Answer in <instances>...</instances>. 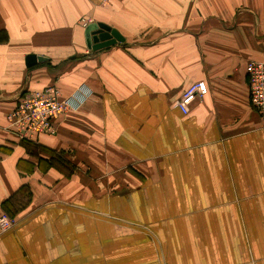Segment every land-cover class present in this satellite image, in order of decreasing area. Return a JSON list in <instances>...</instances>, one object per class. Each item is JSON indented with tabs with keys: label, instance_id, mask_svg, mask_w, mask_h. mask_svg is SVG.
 Returning <instances> with one entry per match:
<instances>
[{
	"label": "crops",
	"instance_id": "crops-1",
	"mask_svg": "<svg viewBox=\"0 0 264 264\" xmlns=\"http://www.w3.org/2000/svg\"><path fill=\"white\" fill-rule=\"evenodd\" d=\"M83 20L124 40L91 49ZM249 61L264 62V0H0V216L18 221L0 264H264ZM51 85L74 107L20 140L19 95Z\"/></svg>",
	"mask_w": 264,
	"mask_h": 264
},
{
	"label": "built area",
	"instance_id": "built-area-1",
	"mask_svg": "<svg viewBox=\"0 0 264 264\" xmlns=\"http://www.w3.org/2000/svg\"><path fill=\"white\" fill-rule=\"evenodd\" d=\"M86 26L88 21L83 20ZM250 103L260 115L264 125V62L249 61L246 66ZM208 92L204 81L193 83L177 101L185 113L189 104L197 96ZM74 97H63L56 85L41 90L24 91L19 95L14 109L9 115L13 133L22 141L37 143L43 134H56L53 119L74 107ZM17 218L7 214L0 216V234L17 224Z\"/></svg>",
	"mask_w": 264,
	"mask_h": 264
},
{
	"label": "water",
	"instance_id": "water-1",
	"mask_svg": "<svg viewBox=\"0 0 264 264\" xmlns=\"http://www.w3.org/2000/svg\"><path fill=\"white\" fill-rule=\"evenodd\" d=\"M85 33L88 47L94 50L111 46L124 40L123 36L117 30L103 23L88 24ZM45 60V57L30 55L27 58V64L28 66H32L37 62H43Z\"/></svg>",
	"mask_w": 264,
	"mask_h": 264
},
{
	"label": "trees",
	"instance_id": "trees-1",
	"mask_svg": "<svg viewBox=\"0 0 264 264\" xmlns=\"http://www.w3.org/2000/svg\"><path fill=\"white\" fill-rule=\"evenodd\" d=\"M20 195L19 196V200L21 202H26V200L28 199V197L30 196V192L26 189V188H21V190L19 191Z\"/></svg>",
	"mask_w": 264,
	"mask_h": 264
}]
</instances>
